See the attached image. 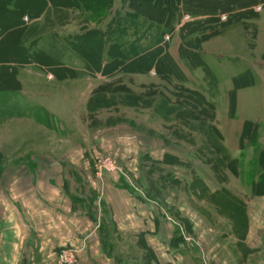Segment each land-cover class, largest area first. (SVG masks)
Instances as JSON below:
<instances>
[{
	"label": "rangeland",
	"instance_id": "1",
	"mask_svg": "<svg viewBox=\"0 0 264 264\" xmlns=\"http://www.w3.org/2000/svg\"><path fill=\"white\" fill-rule=\"evenodd\" d=\"M193 3L211 17L217 12L215 0ZM44 6L66 10V27L57 31L75 36L86 63L68 52L75 78L61 81L69 71L55 78L46 57L53 34L40 52L24 54L19 33L0 43V61L29 64L0 65V264L12 257L43 264L39 251L46 264H264L262 4L248 24H202L219 34L200 50L181 38L197 20L191 8L174 24L183 23L179 31H146L142 23L131 29L125 0H115L105 20L75 0H18L23 15ZM5 16L0 3V23ZM102 31L105 40L91 39ZM28 53L49 70L23 61ZM166 54L179 76L158 63ZM137 55L155 58L153 67ZM245 72L249 80H234ZM69 189L87 193L84 216L74 214ZM97 197L110 213L101 225L92 223L102 209Z\"/></svg>",
	"mask_w": 264,
	"mask_h": 264
},
{
	"label": "trees",
	"instance_id": "2",
	"mask_svg": "<svg viewBox=\"0 0 264 264\" xmlns=\"http://www.w3.org/2000/svg\"><path fill=\"white\" fill-rule=\"evenodd\" d=\"M205 0H200V2L204 3ZM78 4V8L82 10L83 13H96L100 10V15L98 16L100 19L105 20L109 16V11L114 8V2L115 0H75ZM126 3H128L130 10L132 11V14L134 19L130 20H136L137 18H141L146 22H155L157 24L163 25L166 29L169 31H172L174 29V24L180 19V15L183 12L184 8H191L193 11H190V16L192 18H200L203 16H207V18H203L201 20H196L191 22L190 24L184 26L181 30V38L182 42H184L183 46H187L188 48H193L191 43L189 41L195 42L194 48L196 50L201 49V44L208 41L210 38L217 36L218 30L210 29L212 27H205L204 29L201 28L202 24L205 26H212V25H218L220 28H224L227 25L231 23H237L240 21L245 20V18L254 17L255 14H252L255 12L256 7H259L257 5H263L264 0H248L245 2H236L231 0H215V3L213 6L215 7V11H217L213 17L209 16L210 14L202 13L201 10L198 12L197 10H194L193 7H195L194 0H125ZM0 3L3 6V9H5V4L8 3V0H0ZM124 4V3H123ZM200 4V3H198ZM16 11L15 14L20 16L22 13V10L18 7V2L15 5ZM197 8V7H196ZM204 7H202L203 9ZM190 9V10H191ZM62 9L56 8L53 12H48L45 17V23L43 27L38 31V35L46 34L47 32L51 31L55 26H64L67 24V18L68 14L61 11ZM186 11V10H185ZM189 13V12H188ZM228 20L226 23H221V16H223ZM132 15H128V17H133ZM239 18V19H236ZM129 19V18H128ZM249 20V19H248ZM103 22V21H102ZM147 23V22H146ZM151 27V26H149ZM149 27H147L149 29ZM36 29H34L35 31ZM213 32L211 36H205L206 31ZM127 29L124 28V33H127ZM146 32V31H145ZM36 32H33V30H29L26 32L23 41L26 42L30 37L35 36ZM102 39L103 36L101 37ZM100 39V40H102ZM141 38L136 39V41L139 43ZM99 41V40H98ZM193 43V42H192ZM131 46L134 47V44ZM129 47V46H128ZM186 47V48H187ZM132 48V47H131ZM24 52V51H23ZM25 53V52H24ZM193 55L192 53L190 54ZM51 58V56H49ZM130 57L129 55L124 56ZM137 59L140 58H146V66L148 69H151L153 67L154 59L151 60V57L149 55H143L140 57V55L134 56ZM127 59V58H126ZM158 63L160 65L169 66L168 70L166 69V73L168 76H179V74H175L170 71V68H175L174 61L169 55H164V57H160L158 59ZM159 70V67H158ZM160 74L162 76L163 72L161 71ZM161 76V75H159ZM169 78V77H168ZM192 95H195L199 98V100L205 105L208 106V103H206V100L204 97L198 93L189 92ZM206 103V104H205ZM247 125V124H246ZM264 180V176L261 179Z\"/></svg>",
	"mask_w": 264,
	"mask_h": 264
},
{
	"label": "crops",
	"instance_id": "3",
	"mask_svg": "<svg viewBox=\"0 0 264 264\" xmlns=\"http://www.w3.org/2000/svg\"><path fill=\"white\" fill-rule=\"evenodd\" d=\"M42 1L47 2V0H42ZM17 2H18V0H8V3L5 4V9H3V13L6 16H5L4 21L0 23V25H1V28H0V43L3 42L4 45H5L6 42L9 41V36L11 37V35L14 36L15 34L19 33V36H18V48L21 49L22 52L24 51L25 53H27V52H29L30 48H34L35 50L37 49V51L40 52L41 49H40L39 46L41 45V43L46 41V37L49 36V34L50 35L53 34L52 35L53 37L51 39L52 43L49 44L48 51L46 52V57L49 60L52 61V72L54 74L53 76L55 78H58L56 76L57 75L56 73H58V70H60V71L68 70L69 71L68 75H64L60 79H61V81H66V80H70L71 81V80H73L75 78V74L71 73V70L73 69L72 66L74 65L75 62H73V60H71V59L67 60L66 54L68 52L71 53V54H76L78 56L77 60L79 62L86 63L85 62V60H86L85 58L86 57L84 56V54L81 53V51H80L81 49H79L78 47H76L74 45L73 38L75 36L66 35V34L65 35H61V32L57 31V30H64L65 27H66V26H61V25L60 26H55L56 28L52 29L51 31L47 32L46 34L38 35L37 34L38 31L43 27V25L45 23V17L47 15V13L48 12H53L54 10L53 9H48V8H46L44 6V8H42V10L39 13H35V12H33V11H31L29 9V10H27L26 14L23 15L21 13L22 15H20V17H19L18 15L15 14V11H16L15 5H16ZM261 7L264 8V5H262ZM56 8L62 9L61 11L66 13V10H64L63 7L58 6ZM124 13L125 12H123L122 14H124ZM12 15H15V16L19 17V20H18L19 23H15L14 22V20L11 18ZM24 18L27 19V20L25 21ZM120 18H122V17H120ZM203 18H207V16H203V17L197 18V20H201ZM250 20L245 19L243 21L237 22L236 24H240V23L248 24L247 22H249ZM123 21H124V19H123ZM132 22L133 23L129 25L131 27V29H141L142 26L139 23H142L144 27L146 26V24H147V27H149V26H151V27L152 26H160L161 25V24H157L155 22L153 23V22H150V21H147V20H146V22H147L146 23L141 18H137L136 20H133ZM182 24L183 23L178 25V30H176L177 26H176V28L174 27V30L179 31V28H180L179 26H181ZM114 26H115V24L111 25V32L114 31V29H115ZM151 27H149V29ZM124 28L125 27H123V26H120V27L117 26L116 29H117L118 32L124 33ZM34 29H36V30L34 31ZM149 29L146 28V31H148ZM29 30H33V32H36V35L30 37L26 42H24L23 38H24L26 32L29 31ZM127 31L130 32L129 30H127ZM103 35L104 36L105 35L108 36V34L106 32L102 31V34L101 33L97 34V37H94V38L89 37V38H91L94 41H98V40L102 39L101 37ZM89 38L83 37V41H87V40H89ZM81 39H82V37H81ZM103 40H105V39H103ZM100 41H102V40H100ZM46 42H44V43L46 44ZM123 42H124V39H121V43H123ZM82 49H83V51L86 50L84 47ZM32 54L30 55V53H28L27 56H25L24 58H21V59L23 61H25V62L30 63L31 65H35V67H37V68L46 69L47 70L48 68L44 64L40 63L38 61V58H36L35 56L32 57ZM49 56H51V58ZM70 57L71 56H69L68 58H70ZM102 61L103 60H100V62H102ZM0 65H3V66L5 65V67H9V68H12L13 66L20 67V68L22 67L21 69H23V68H27L26 66H28L29 64L25 65L23 63H18L15 60H7L6 59V60H3V61H0ZM246 72L244 74L240 75L239 77L234 78V80L236 81V80H238L240 78L248 79L249 77H248ZM40 170L41 169L36 170V171L40 172ZM77 174L81 176V173L77 172ZM83 182H85V179H83V180L81 179L82 188L86 185V184H83ZM117 191L119 193L120 191H123V190H116V192ZM76 194H77V196H76ZM67 195L70 198L69 200H70V203H71L72 210L74 211V214L77 215V216L83 215V213L85 212L84 208L86 209L85 206H87V203H86V199H87L86 195H87V193H85L83 189H81V190L76 189L75 191H72V190L69 189V191L67 192ZM97 201L99 203V206L102 205V209L99 211L100 216H99V218H97L95 216V220L94 221L92 220L93 222L90 219H89V221L92 222V223H96V222L99 223L100 222L99 225H101V224L105 223L108 220V218L110 217V213H109V211H107V203L106 202H103V204H102L101 203L102 201L99 199V197H97ZM41 202L44 203L43 200ZM26 214H27L26 212H22V218H24V216H26ZM10 221H12V220H8V219L5 220L6 223L10 222ZM97 229H98V227L96 228V230ZM11 232H13V231H11ZM11 232L9 230H7L3 234L6 237H8V238H10L12 236L14 238H16L18 236V235L14 236L13 233H11ZM4 252H5V254H4L5 257L11 256L10 254H12V252H9V254H8V251L6 252L5 250H4ZM12 255L14 256V254H12ZM39 256L41 257V263L46 264L47 263L46 255L42 251H39ZM108 259H109V257H108ZM13 261H14L13 257H12V260H11V258H10V260L6 259L5 260V262H6L5 264H16Z\"/></svg>",
	"mask_w": 264,
	"mask_h": 264
},
{
	"label": "built area",
	"instance_id": "4",
	"mask_svg": "<svg viewBox=\"0 0 264 264\" xmlns=\"http://www.w3.org/2000/svg\"><path fill=\"white\" fill-rule=\"evenodd\" d=\"M185 19H189L188 17H185ZM107 170H108V168H107ZM110 171V170H109Z\"/></svg>",
	"mask_w": 264,
	"mask_h": 264
}]
</instances>
